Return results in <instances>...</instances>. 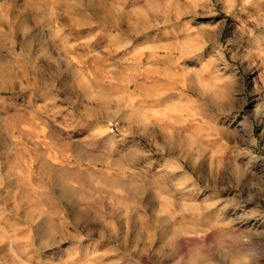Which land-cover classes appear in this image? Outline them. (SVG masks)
Instances as JSON below:
<instances>
[{
  "label": "clouds",
  "instance_id": "obj_1",
  "mask_svg": "<svg viewBox=\"0 0 264 264\" xmlns=\"http://www.w3.org/2000/svg\"><path fill=\"white\" fill-rule=\"evenodd\" d=\"M0 264H264V0H0Z\"/></svg>",
  "mask_w": 264,
  "mask_h": 264
}]
</instances>
